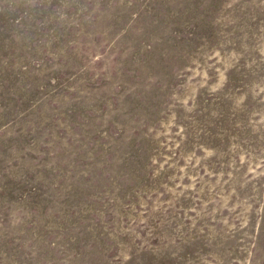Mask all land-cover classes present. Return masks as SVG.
Listing matches in <instances>:
<instances>
[{"label":"rangeland","instance_id":"obj_1","mask_svg":"<svg viewBox=\"0 0 264 264\" xmlns=\"http://www.w3.org/2000/svg\"><path fill=\"white\" fill-rule=\"evenodd\" d=\"M0 264H264V0H0Z\"/></svg>","mask_w":264,"mask_h":264}]
</instances>
